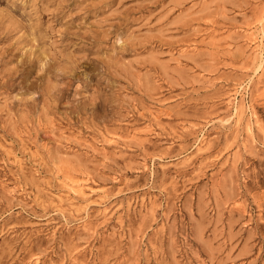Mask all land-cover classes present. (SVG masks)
Here are the masks:
<instances>
[{
    "label": "rangeland",
    "instance_id": "374dc122",
    "mask_svg": "<svg viewBox=\"0 0 264 264\" xmlns=\"http://www.w3.org/2000/svg\"><path fill=\"white\" fill-rule=\"evenodd\" d=\"M0 264H264V0H0Z\"/></svg>",
    "mask_w": 264,
    "mask_h": 264
},
{
    "label": "bare ground",
    "instance_id": "6f19581e",
    "mask_svg": "<svg viewBox=\"0 0 264 264\" xmlns=\"http://www.w3.org/2000/svg\"><path fill=\"white\" fill-rule=\"evenodd\" d=\"M57 62V61H56ZM49 68V67H48ZM80 192V191H79ZM78 196V195H77ZM86 196V195H85Z\"/></svg>",
    "mask_w": 264,
    "mask_h": 264
}]
</instances>
